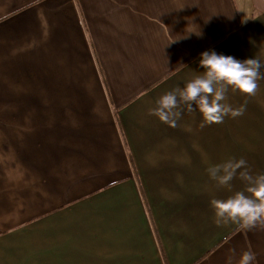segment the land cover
Masks as SVG:
<instances>
[{
  "label": "crops",
  "instance_id": "0c3cea01",
  "mask_svg": "<svg viewBox=\"0 0 264 264\" xmlns=\"http://www.w3.org/2000/svg\"><path fill=\"white\" fill-rule=\"evenodd\" d=\"M206 50L264 75V0H0V264H264V228L211 206L245 183L207 172L264 173V79L221 124L150 114Z\"/></svg>",
  "mask_w": 264,
  "mask_h": 264
},
{
  "label": "clouds",
  "instance_id": "9594fccd",
  "mask_svg": "<svg viewBox=\"0 0 264 264\" xmlns=\"http://www.w3.org/2000/svg\"><path fill=\"white\" fill-rule=\"evenodd\" d=\"M200 57L199 64L204 71L187 81L183 88L162 94L156 107L150 110L151 115L175 127L184 109L192 112L198 108L203 116L201 127H204L221 124L226 116L236 118L244 114L246 102L232 107L226 102L227 92L231 87L254 96L259 81L264 79L260 60L255 57L239 60L215 50L203 51ZM207 172L220 187L231 189L232 181L237 178L245 183L242 190L211 201L218 226L232 224L242 231L264 228V173L253 174L244 158L235 157L209 166ZM227 264H256V253L249 248L235 259L229 257Z\"/></svg>",
  "mask_w": 264,
  "mask_h": 264
}]
</instances>
